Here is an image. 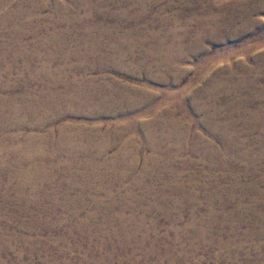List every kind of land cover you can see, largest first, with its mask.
Instances as JSON below:
<instances>
[{
	"label": "rangeland",
	"instance_id": "1",
	"mask_svg": "<svg viewBox=\"0 0 264 264\" xmlns=\"http://www.w3.org/2000/svg\"><path fill=\"white\" fill-rule=\"evenodd\" d=\"M140 1L146 4L144 12H140L143 17L140 33L150 36L153 28H160L158 32L165 46L181 55L169 66L174 70L157 66L132 70L128 65L122 72L108 69L87 75L105 82L116 79L119 83L146 86L141 97L149 99L146 103H150L151 110H146L148 106L143 102L137 109L139 114L136 110L133 116L156 122L154 106L164 101L166 107L158 111L162 119L179 124L177 135H169L159 125L155 127L160 145L154 151L156 161L150 181L158 193L157 203L161 210L145 214V225L149 229L145 228L147 235L138 243L142 232L135 224L140 223L141 216L133 210L135 199L122 196L126 188L114 183L113 174L103 180L111 190L109 195L94 191L93 187L89 191L87 186L76 182L63 184L62 189L56 187L58 178L49 180L44 189L47 197L36 195V203L26 212L18 210V204L12 200L4 203L0 199V244L5 243L7 247L5 255L0 252V264H264V128L248 131L250 124H256L249 109L264 105V58H260L264 55V10L252 12L247 24L239 15L228 24L225 15L208 26L207 21L213 13L219 12V7L226 12L231 10L232 0ZM49 2L46 1L42 15H50ZM110 4L111 8L103 7L100 14L93 17L95 21L91 20L90 27L95 28L98 20H105L103 24L111 26L115 34L131 30L132 22L118 25L117 14L113 11L116 7L112 1ZM200 19L206 22L201 24ZM0 75L2 82L9 77L3 70ZM20 75V71L15 70L9 78H26ZM243 75L247 80L242 83V90L245 93L253 90L258 102L247 108H234L231 114L227 109L213 111V120L208 122L213 126L230 117L237 129L235 136L262 137L261 144H250L252 154L257 153L256 150L261 154L254 157L248 172L244 171L241 161L237 163L241 169L231 176L230 170L235 168L231 162L229 168L209 167L215 150L222 153L224 149L218 137L221 130L209 135L206 122L195 123L186 108L200 103L198 95L211 79L221 82L228 77L233 86ZM171 92L172 95L164 96ZM224 98L234 100L236 94L220 97ZM90 109L87 115L76 110L75 116L69 119L83 120L87 123L83 125L99 127L103 132H108L117 121H124V114L115 108L111 107L103 115H98L93 105ZM195 114L198 120L206 116L202 111ZM127 131L128 136L135 134ZM178 137L183 139L182 147L178 145ZM207 141L212 144L208 148L209 156H204L201 147ZM121 143V138L116 139L109 154L117 153ZM145 153L148 151L144 150L138 159L135 175L142 171ZM135 179L136 176L126 177L124 185L129 186ZM143 190V194L148 191ZM62 193L69 196L65 197L69 201L66 202ZM91 197L99 198V203ZM117 214L122 215V220L137 217V222L132 221L125 227ZM129 233L133 235L130 240L126 236Z\"/></svg>",
	"mask_w": 264,
	"mask_h": 264
},
{
	"label": "bare ground",
	"instance_id": "2",
	"mask_svg": "<svg viewBox=\"0 0 264 264\" xmlns=\"http://www.w3.org/2000/svg\"><path fill=\"white\" fill-rule=\"evenodd\" d=\"M46 1L0 0V70L9 77L15 70H19L26 77L23 80L15 79L16 77L11 80L13 77H8L5 81H0V199L4 203L12 200L18 204V210L26 212L30 205L36 203V195L47 197L44 191L46 184L55 178L59 179L56 187L62 189L63 184L76 182L87 186L89 191L93 187L94 191L109 195L111 190L103 180L108 174H113L114 183L126 188L122 196L135 199V203H132L133 210L141 216L140 223L135 224V227L142 232L138 241L142 243L147 235L145 231L149 229L145 225V214L161 210L157 203L158 193L153 181H150L156 161L154 151L160 145L155 127L159 125L169 135H177L179 124L173 125L162 119L163 116L158 111L166 107L164 101H159L154 106L156 109L153 107L154 113H157L156 122L154 119H138L139 115L133 116L132 113L143 102L149 101L141 97L146 86L119 83L116 79L105 82L102 78L87 74L108 69L122 72L128 65L132 70H147L154 66L171 70L169 66L181 55L179 52L175 53L172 47L165 46L158 32L160 28H153L149 32L150 36L140 33L143 21L140 12L146 9V4L140 0H48L51 3V13L42 15L47 7ZM111 1L116 7L113 11L117 14L118 25L132 22L131 30L122 33L116 31L118 34H115L110 30L111 26L103 24L105 20L95 22V28L90 27L91 20L100 14L103 7L113 6ZM231 3V10L228 12L219 7L218 11L221 12L211 15L207 21L208 26L225 15L230 22L228 24L235 21L238 15L247 24L252 12L264 10V0H232ZM245 3L246 6L243 5ZM123 6L130 8V11ZM199 21L201 24L206 22L202 19ZM204 32L207 33V29ZM260 58H264V55ZM77 73L80 74L79 77ZM229 80L227 77L221 82L214 79L208 81V85L198 95L200 103L186 108V113L195 123L206 122L209 135L215 134L214 130H221L218 137L221 138L224 149L222 153L215 150L209 167L229 168L231 162V166L235 168L230 170V175L234 176L241 169H238V162L242 161L244 171L248 172L254 157L261 154L259 150L252 154L250 144H261L262 137L251 139L248 135L235 136L237 129L230 117L220 124H208L211 122L209 119L213 120L215 115L213 111L227 109L231 114L234 108H247L249 104L258 102L253 90L245 93L241 88L242 83L247 80L245 75L237 78L233 86ZM3 91L4 94H1ZM232 92L236 94L234 100L220 99ZM172 94L166 93L164 96ZM91 105L98 110V115L109 112L111 107L115 108L124 114V121H117L108 132H103L99 127L83 125L87 124L83 120L69 119L79 109V112L87 115V109ZM146 105V110H151L150 103ZM137 111L139 114L140 111ZM201 111L206 116L198 120L194 115ZM249 112L256 124H250L248 131L264 128V105L254 106ZM128 129L135 134L128 136ZM118 138L122 141L121 149L109 154V149ZM177 142L182 147V137H178ZM211 144L212 141H207L201 147L204 156L208 155ZM144 150L148 153L143 158L142 171L135 175L138 159ZM128 176H136V179L126 187L124 179ZM143 188L148 190L147 193L143 194ZM138 193L140 194L136 195ZM62 195L69 198L68 195ZM67 198L66 202L69 201ZM91 199L96 204L99 203V198ZM177 217L179 218V214ZM117 218L121 219L125 227L137 220V217L122 220L121 214H117ZM126 236L127 239L133 237L130 233ZM0 252L4 255L7 252L5 243L0 244Z\"/></svg>",
	"mask_w": 264,
	"mask_h": 264
}]
</instances>
